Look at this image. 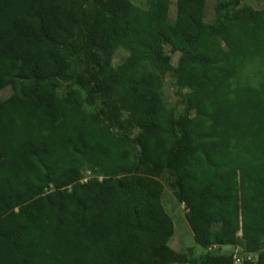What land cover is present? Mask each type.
I'll return each instance as SVG.
<instances>
[{
	"label": "trees",
	"instance_id": "trees-1",
	"mask_svg": "<svg viewBox=\"0 0 264 264\" xmlns=\"http://www.w3.org/2000/svg\"><path fill=\"white\" fill-rule=\"evenodd\" d=\"M170 4L0 0V264H264V0ZM165 173L198 257L168 246Z\"/></svg>",
	"mask_w": 264,
	"mask_h": 264
},
{
	"label": "rangeland",
	"instance_id": "rangeland-1",
	"mask_svg": "<svg viewBox=\"0 0 264 264\" xmlns=\"http://www.w3.org/2000/svg\"><path fill=\"white\" fill-rule=\"evenodd\" d=\"M174 1L171 0L170 8H169V20L173 21L175 17V6ZM131 2L139 6L141 8L144 7V0H131ZM216 0H206V10H205V21L210 22L213 19L214 15V6ZM239 5H250L253 9L259 10L263 8V0H239ZM126 53L123 50H118L114 57L113 62H118L122 57H124ZM172 63L175 64L177 60V54H171ZM241 78L245 77L250 84L255 83L257 80H260L257 76H254L252 71H242ZM244 79V78H243ZM242 79V80H243ZM163 93L165 98H167L170 104L174 105L176 108H181L182 104L178 102L175 98L171 86L168 82L164 83ZM12 94L11 88H4L0 91V97L2 99L8 98ZM89 100L96 105V107L102 109L104 104L110 100V97L104 94H89ZM114 112L117 111L118 106L114 103ZM117 113V112H116ZM120 128L114 129V133L120 136H124L125 138L133 141L137 135L139 134V128L134 124L131 116L128 113L122 112L120 115ZM87 178H91V175H85V178L82 179V182L87 180ZM100 179V177H98ZM170 176L168 173L160 179L161 183L163 184V194H162V205L167 212V214L171 217L174 225V233L170 241L168 242V246L174 250L175 252H181L184 254H188L191 252L193 256L198 257L204 251L201 249L194 241L193 234L191 233L189 226L185 219L186 208L183 204L179 203L172 193L171 187L169 186ZM220 254H234V249L232 247H223L218 250ZM179 264V263H176Z\"/></svg>",
	"mask_w": 264,
	"mask_h": 264
},
{
	"label": "built area",
	"instance_id": "built-area-1",
	"mask_svg": "<svg viewBox=\"0 0 264 264\" xmlns=\"http://www.w3.org/2000/svg\"><path fill=\"white\" fill-rule=\"evenodd\" d=\"M253 256L252 255H248L247 254V259L248 260H252ZM243 261V259L239 256H235L234 257V264H241V262Z\"/></svg>",
	"mask_w": 264,
	"mask_h": 264
}]
</instances>
